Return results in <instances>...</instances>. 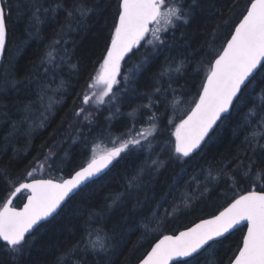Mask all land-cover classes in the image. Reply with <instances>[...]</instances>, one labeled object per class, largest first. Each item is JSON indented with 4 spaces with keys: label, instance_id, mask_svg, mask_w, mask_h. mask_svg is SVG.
<instances>
[{
    "label": "trees",
    "instance_id": "trees-1",
    "mask_svg": "<svg viewBox=\"0 0 264 264\" xmlns=\"http://www.w3.org/2000/svg\"><path fill=\"white\" fill-rule=\"evenodd\" d=\"M1 1L8 19L0 71V208L21 183L62 180L90 161L94 148L119 147L112 146L113 139L121 144L153 123L156 130L149 137L151 148L145 145L144 149H132L131 154L122 152L103 176L79 189L58 215L40 224L27 237L29 243L16 260L0 241V264H104V259H110L111 264H137L160 237L212 217L248 191L264 189L260 150L253 153L246 144V138L256 134L253 143L264 145V75L260 73L197 153L182 159L172 153L175 126L193 107L211 62L250 0H195V4L193 0H165L170 6L183 3L186 9L192 5L190 22H177V27L162 31L164 44L157 51L147 45L134 48L122 63V80L114 88L115 95L103 104L88 102L90 105L84 103V97L90 96L88 85L110 45L119 0ZM33 2L44 7L63 5L55 14H44L41 9L44 23L39 33L29 26L28 6ZM73 3H81L85 15L76 12L75 19H66L65 9ZM61 28L65 33L62 40L67 43L61 42L53 55L59 61L67 49L65 62L55 76L49 73L44 77V68H38L39 75L34 77L47 82L43 102L35 82L28 88L18 86L19 91L7 86L6 81L22 77L24 83L28 82L27 74L37 72L33 65L38 66L50 50L48 46L60 38ZM146 53L147 63L138 74V82L126 91L125 76L145 60ZM179 65L178 72L166 71ZM157 87L159 92L155 91ZM30 101L34 106L25 110ZM81 108L84 114L77 117L75 113ZM87 115L91 118L85 119ZM152 116L154 121L149 120ZM155 159L164 162L158 171L152 167ZM253 160L256 167L245 177ZM142 167L139 188H129V181ZM169 192L171 195H167ZM25 196L23 192L13 206L20 207ZM117 196L118 201L113 203ZM174 201L180 210L164 217ZM149 209L160 214L157 219L161 222L152 223L155 231L144 236L141 218L149 215ZM245 229L239 227L206 248L198 264H229L242 244ZM88 231L93 232V240L96 232L101 237L107 233L117 245L116 252L101 259L84 251V245L77 242L87 240Z\"/></svg>",
    "mask_w": 264,
    "mask_h": 264
},
{
    "label": "snow or ice",
    "instance_id": "snow-or-ice-1",
    "mask_svg": "<svg viewBox=\"0 0 264 264\" xmlns=\"http://www.w3.org/2000/svg\"><path fill=\"white\" fill-rule=\"evenodd\" d=\"M193 3L195 4V0ZM62 6L56 4L44 7L40 3H31L28 6L30 28H34L37 33L40 32V25L44 23L40 15L41 9L44 14L49 12L55 14L56 9ZM17 10H20L19 5H17ZM65 10L67 12L66 19H75L76 12H80L81 17L85 15V8L81 3H73ZM7 11L11 12L10 3L7 5ZM192 13L193 6L188 5L186 9L183 3L170 6L166 4L165 0H119L118 16L111 33V43L107 47L100 69L92 78V83L88 85L90 89L96 85H103V91L96 96L97 103L103 104L104 97L115 95L114 86L118 83L117 77L121 72L120 62L128 53L132 52L134 48L145 47L142 42L151 45V51H157L164 44L160 33L167 32L168 27L152 28L151 25H159L161 22L165 26L171 27H177V22L188 24ZM7 19L5 6H0V52H3L6 47ZM64 34L63 28H61L60 38L48 46L50 50L41 58L39 65H33L34 68H37V72L27 74V83H24L22 77L20 80L6 81V85L19 91L18 86L28 88L35 82L42 103L46 94L47 82L45 79L34 80V77L39 75L38 68H44L43 75L47 77L49 73L55 76L57 70L62 67L65 62L64 56L68 54L67 49L64 50V55L59 61L53 53L57 51L61 42L67 43L62 40ZM149 34H151V39H147ZM230 35L231 38L227 40L223 51L216 56L214 62H211L206 79L202 84V90L198 93L199 98L194 102L195 106L186 118L181 119L180 123L175 126L173 132L175 144L172 153L177 159L190 157L195 150L200 148L205 137L210 139V131L213 130V126L218 121H223L225 114L241 99L244 90L254 82L257 73L264 75V0H250L246 14H243V18L235 25V30ZM147 55L146 53L144 61L137 64L134 69H130L128 75L125 76L126 91L128 87L138 82V74H142L145 68ZM181 67L182 65L175 68L169 67L166 71L178 72ZM161 75H164V72ZM155 91L159 92L160 88L157 87ZM91 99L92 97L85 95L84 103L87 104ZM34 103L30 101L26 104L25 110L34 106ZM84 111L81 108L75 115L79 117L84 114ZM90 118V115L85 116V119ZM149 120L154 121L155 116L149 117ZM262 123H264V119H262ZM155 130L156 125L153 123L151 128L141 130L135 136H130L119 147H113L99 157L94 155L86 166L75 171L69 179L60 181L33 179L31 183H21L13 195L21 190L30 193L24 207L16 210L10 207L11 200H9L3 208H0V241H3L4 246L10 249L13 260L23 254L25 245L29 243L27 236L31 234L34 227H39L40 222L49 217L54 218V214L58 215L57 209L61 207L66 198H70V194L74 190L97 177L113 160L120 157L122 152L128 151L131 154L132 149H144L145 145L151 148L149 137ZM255 138L256 134H252L251 138H246V144L253 153L257 149L260 150L259 160L264 163V145L258 142L253 143ZM261 138L264 139V136ZM169 144H166L165 147H169ZM163 166L164 162L160 159L152 160L153 170L158 171ZM255 167L256 161L253 160L245 171V177H248ZM143 171L142 167L137 175L129 181V188H139ZM260 171H264V169H260ZM28 175L31 176L32 173L30 172ZM169 187H174V185ZM205 190L207 189L205 188ZM167 195H171V193L169 192ZM118 199V196L114 197L113 203H116ZM165 203H167L166 200ZM136 204L139 205L140 201H137ZM110 208L111 205H109ZM171 209V212L165 210L164 217L178 212L180 206L174 201ZM159 216L160 214L156 210L149 209V215L141 218L144 230L142 235L147 236L155 231L150 225L152 223L159 225L161 222L157 219ZM241 222H246L247 231L243 235L242 244L238 245L234 259H231L229 264H264V189L248 191L246 194L240 195L218 214L212 215L210 219H201L199 223L179 232L178 235L175 233L164 235L139 261V264H169V261L175 257L185 258L182 264H198V259L206 248H211L213 244L219 242L218 238L224 237L226 233L236 229L241 225ZM92 235L93 232L88 231L89 238L77 242L84 245V251L101 256V259L110 257L116 252L117 245L112 243V239L107 233L101 237L99 232H96L95 240L91 239ZM104 264H111V260L104 259Z\"/></svg>",
    "mask_w": 264,
    "mask_h": 264
},
{
    "label": "water",
    "instance_id": "water-1",
    "mask_svg": "<svg viewBox=\"0 0 264 264\" xmlns=\"http://www.w3.org/2000/svg\"><path fill=\"white\" fill-rule=\"evenodd\" d=\"M250 5V4H249ZM0 6H2V1L0 0ZM245 14H246V12H245ZM242 18H243V16H242ZM241 18V19H242ZM239 23V22H238ZM237 23V24H238ZM154 25V24H153ZM153 25H151L150 27H152ZM235 30V27H234V29H233V31ZM231 38V35H230V37L228 38V39H230ZM226 43H227V41H226ZM226 43H225V45L224 46H226ZM6 44H7V40H6ZM224 48V47H223ZM223 48H222V50H221V52L223 51ZM5 49H6V47H5ZM220 52V53H221ZM4 53H5V50L3 51V52H0V71H1V65H2V61H3V56H4ZM129 54V53H128ZM127 54V55H128ZM126 55V56H127ZM126 56H125V58H126ZM124 58V59H125ZM123 59V60H124ZM215 60V59H214ZM214 60H213V62H214ZM206 79V78H205ZM205 79H204V81H205ZM201 90H202V88H201ZM200 90V91H201ZM198 98H199V96L197 97V99L196 100H198ZM195 106V103H194V105H193V107ZM192 107V108H193ZM191 108V109H192ZM230 111H231V109H230ZM230 111L227 113V114H225V116H227V115H229V113H230ZM190 112V111H189ZM188 112V113H189ZM187 113V114H188ZM187 114L182 118V119H184V118H186V116H187ZM220 121H218L217 122V124L216 125H214L213 126V130L212 131H210V135L212 134V132L214 131V129L216 128V126L218 125V123H219ZM209 137H205V141L204 142H202L201 143V146H200V148H198L197 150H195L194 151V153H192V154H195V153H197L200 149H201V147L203 146V144L206 142V140L208 139ZM191 154V155H192ZM99 157V156H98ZM113 162H114V160H113ZM113 162L110 164V165H108V167L107 168H105L97 177H94L91 181H88V182H86V184H88V183H90V182H92V181H94V180H96V179H98V178H100L101 176H103L111 167H112V165H113ZM88 163V162H87ZM86 163V164H87ZM86 164L84 165V166H86ZM78 170H80V169H78ZM77 170V171H78ZM75 173V172H74ZM74 173L72 174V175H74ZM71 175V176H72ZM71 176H69V177H66V178H64V179H69ZM64 179H62V180H64ZM37 180H41V179H37ZM42 180H49V179H42ZM52 180V179H51ZM53 181H60V180H53ZM32 182V180H30V181H25V182H23V183H31ZM85 185H82L80 188H78V189H76V190H74V192L72 193V194H70V197L71 196H73L79 189H81L82 187H84ZM17 187H19V185L17 186ZM23 192H26L27 194H26V196H25V198H24V201H23V203L20 205V207H14L13 206V204H14V202H15V200L17 199V198H19V196L23 193ZM13 193H15V190L12 192V194L8 197V199L6 200V202L5 203H7L9 200H11V205H10V207H12V208H15L16 210H20V209H22L23 207H24V205L27 203V199H28V195L30 194V193H28L27 191H25V190H21V192H19V193H16L15 195H13ZM244 194H246V193H244ZM244 194H242V195H244ZM239 197V196H238ZM237 197V198H238ZM69 198H66L65 199V201L64 202H62V205H61V207L65 204V202L68 200ZM4 203V204H5ZM231 203V202H230ZM229 203V204H230ZM4 206V205H3ZM228 206V205H227ZM226 206V207H227ZM60 207V208H61ZM3 208V207H2ZM60 208H58L57 209V212L60 210ZM223 210V209H222ZM221 210V211H222ZM219 213V212H218ZM217 213V214H218ZM55 215V214H54ZM52 217H49L47 220H45V221H41L40 222V224H42V223H44V222H46V221H48V220H50ZM211 217H209V218H206V219H210ZM200 221H198L197 223H199ZM194 225V224H193ZM193 225H191L190 227H192ZM242 226H245L246 227V229H245V233H246V231H247V226H246V222H241V225L240 226H237V228L236 229H238L239 227H242ZM190 227H188V228H190ZM37 227H34V229L32 230V232H31V234L33 233V231L36 229ZM187 229V228H186ZM186 229H183V230H181V231H185ZM236 229H234V230H232V231H230L229 233H226L225 234V236H227L228 234H230L231 232H233V231H235ZM181 231H179V232H181ZM179 232H177V233H175V234H179ZM244 233V234H245ZM30 234V235H31ZM30 235H28V236H30ZM167 235H172V234H167ZM27 236V237H28ZM224 236V237H225ZM163 237V236H162ZM162 237H160L159 239H161ZM224 237H221V238H218V240H220V239H222V238H224ZM158 239V240H159ZM157 240V241H158ZM157 241H155L152 245H151V247L149 248V250L147 251V253L148 252H150L151 251V248H152V246L157 242ZM3 242V241H2ZM4 243V242H3ZM211 243V242H210ZM147 253L144 255V256H146L147 255ZM143 256V257H144ZM143 259V258H142ZM183 259H185V258H179V257H175V258H173V260H170L169 261V264H174V263H176V262H181V261H183ZM137 264H139V262L137 263Z\"/></svg>",
    "mask_w": 264,
    "mask_h": 264
},
{
    "label": "rangeland",
    "instance_id": "rangeland-1",
    "mask_svg": "<svg viewBox=\"0 0 264 264\" xmlns=\"http://www.w3.org/2000/svg\"><path fill=\"white\" fill-rule=\"evenodd\" d=\"M156 27L164 28V27H169V26H165L163 24V22H161V24H159V25L154 24L152 26V28H156ZM151 38H152L151 34H149L147 39H151ZM142 43H144L146 45V42H142ZM147 46H151V45H147ZM122 63L123 62H120L121 69H122ZM99 69H100V67H99ZM96 74H97V72H96ZM117 79H118V83L114 86V88L118 87L119 86V80H122L121 72H120L119 76L117 77ZM102 91H103V85H96L94 88H91L90 89V97H92V99L89 102L92 103V104H97L96 96L100 95ZM111 98H112V96L104 97V100L105 99L110 100ZM115 145L120 146V144L117 142V140L113 139L112 140V146H115ZM111 149H112V147H110V148H106V147L94 148V151H95L94 155L98 157L100 155H103L105 152H107V151H109Z\"/></svg>",
    "mask_w": 264,
    "mask_h": 264
}]
</instances>
